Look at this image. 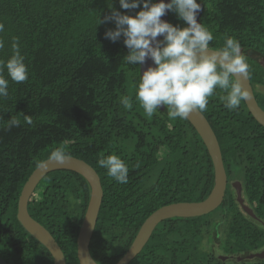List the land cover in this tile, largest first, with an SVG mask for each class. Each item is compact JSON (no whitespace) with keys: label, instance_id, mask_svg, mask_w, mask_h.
I'll return each instance as SVG.
<instances>
[{"label":"trees","instance_id":"trees-1","mask_svg":"<svg viewBox=\"0 0 264 264\" xmlns=\"http://www.w3.org/2000/svg\"><path fill=\"white\" fill-rule=\"evenodd\" d=\"M201 2L198 22L213 35L210 48L218 50L229 38L240 42L264 110V66L248 55L264 59V0ZM110 3L132 15L140 10L122 9L119 0H0L5 41L0 58L11 55L12 38L18 37L30 70L28 80H10L8 96L0 97V256L9 264H53L16 211L24 182L58 147L99 176L103 195L89 243L98 264H115L153 211L201 201L212 188V162L190 122L170 119L163 107L148 117L134 99L140 69L125 62L123 37L105 38L114 22L97 24L111 11ZM167 21L183 26L172 11ZM225 94L216 89L202 112L217 137L228 179L222 202L202 216L160 221L128 264H264V257H245L264 249V127L244 101L237 110L225 108L220 99ZM122 96L133 97L132 109L123 108ZM11 116L20 120L18 127L9 128ZM109 154L128 165V183H117L99 166ZM234 180L257 219L237 202ZM88 199L85 178L66 169L47 173L29 198V214L54 237L66 264H79L76 238Z\"/></svg>","mask_w":264,"mask_h":264},{"label":"clouds","instance_id":"clouds-1","mask_svg":"<svg viewBox=\"0 0 264 264\" xmlns=\"http://www.w3.org/2000/svg\"><path fill=\"white\" fill-rule=\"evenodd\" d=\"M119 4L125 10H140L132 15L110 3L111 11L103 20L99 17L97 24L114 22L115 28L107 29L104 35L112 42L123 37L128 49L123 57L127 64L140 69L148 59L153 61L143 72L140 70L134 97L148 117L163 107L170 119L186 120L193 112L206 110L216 89L226 93L220 99L229 111L237 110L242 101L250 98L251 91L243 82L249 76V64L240 42L229 38L218 50L210 49L213 35L197 20L202 10L198 0H119ZM168 11L174 12L183 26L161 19ZM3 32L4 24L0 23V33ZM4 47L5 41L0 37V50ZM29 72L19 38L13 37L11 55L0 58V97L8 96L10 80L25 82ZM132 101L133 97L129 96L120 99L126 110L132 109ZM24 120L32 124L27 114ZM19 125L20 120L15 116L8 119L9 128ZM67 159L63 147L56 148L49 156V160L61 165ZM98 164L117 183H128L129 167L120 155L101 157Z\"/></svg>","mask_w":264,"mask_h":264},{"label":"water","instance_id":"water-1","mask_svg":"<svg viewBox=\"0 0 264 264\" xmlns=\"http://www.w3.org/2000/svg\"><path fill=\"white\" fill-rule=\"evenodd\" d=\"M165 2H167V0H165ZM198 2H200L202 5L201 0H198ZM168 12H166V14L161 17V19L167 21ZM200 13L197 16V20L200 16ZM158 39H162V37H158ZM248 55L258 60V62L264 66V59L262 56L257 55L252 51H248ZM152 64L153 61L148 59L144 65L140 66L141 72H143L149 65ZM233 78L236 79L235 77ZM243 82L251 91L250 98L247 101H244V103L254 119L264 127V110L257 103L249 77L245 78ZM187 120L202 139L211 159L214 173L212 188L206 198L201 201L175 202L161 206L153 211L142 222L128 250L115 264H128L141 251L145 243L148 241L153 229L160 221L172 217L202 216L213 211L222 202L226 187L228 185V179L217 137L206 117L200 111L193 112ZM60 169L77 172L85 178L89 185V199L76 238V256L79 264H98L91 256L89 243L97 221L103 192L98 174L85 161L68 155V159L62 165L57 164L55 161L49 160V158L39 163L28 176L21 188L17 201L16 218L22 227L50 252L53 258V264H66V259L61 247L58 245L51 233L42 224L31 217L27 208L29 198L31 197L38 182L47 173ZM230 186L234 189L236 200L241 206L242 210L250 217L257 219L252 209L244 204L241 183L238 180H234L230 182ZM217 256L221 259L227 258V256H222L219 254ZM245 257L262 258L264 257V249L258 252L250 253ZM240 258V256L237 257V259ZM0 264L9 263H7V261H5L0 256Z\"/></svg>","mask_w":264,"mask_h":264}]
</instances>
